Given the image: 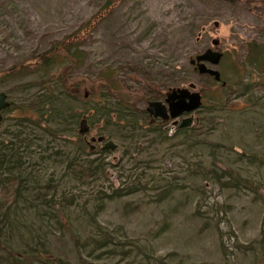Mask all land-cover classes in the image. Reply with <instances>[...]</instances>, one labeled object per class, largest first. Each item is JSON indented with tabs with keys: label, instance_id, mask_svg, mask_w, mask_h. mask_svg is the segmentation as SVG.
Listing matches in <instances>:
<instances>
[{
	"label": "rangeland",
	"instance_id": "obj_1",
	"mask_svg": "<svg viewBox=\"0 0 264 264\" xmlns=\"http://www.w3.org/2000/svg\"><path fill=\"white\" fill-rule=\"evenodd\" d=\"M107 1L0 0V69L49 49ZM263 17L264 3L123 0L73 59L1 82L15 106L4 113L0 141L22 114L61 125L54 138L42 132L43 121L32 127L42 139L23 158L21 193L5 218L0 254L42 247L71 264L79 256L91 264H264V89L240 96L235 84L240 73L264 83V72L242 65L248 41L264 44ZM213 39L223 53L213 67L232 84L222 106L192 112L181 134V117L155 120L159 135L146 133L135 111L127 116L139 127L135 136L120 131L127 121L117 122L100 101L138 111L190 83L202 104L222 94L190 64ZM83 118L88 130L79 133ZM78 134L84 149L73 143ZM99 135L117 148L103 150ZM87 158L97 160L92 177L68 168Z\"/></svg>",
	"mask_w": 264,
	"mask_h": 264
},
{
	"label": "trees",
	"instance_id": "obj_2",
	"mask_svg": "<svg viewBox=\"0 0 264 264\" xmlns=\"http://www.w3.org/2000/svg\"><path fill=\"white\" fill-rule=\"evenodd\" d=\"M122 1L123 0H108L102 6V8H100L94 15L88 18L83 25H81L71 34L67 35L61 41L56 42L49 49L33 55L28 60H21L17 64L11 65L5 69H0V83L8 79L19 78L36 72H43L44 74L49 73L60 65L62 59L74 57L77 49L91 35L98 24L103 19L108 17ZM226 1L230 3L243 2L249 7L253 6L254 4L264 3V0ZM247 46L248 51L242 65L245 67L246 65H250L256 70L264 72V44L251 40L248 41ZM222 71L224 70L222 69ZM207 76L216 83L215 85L217 90L223 93H218L219 95L213 98L214 100L212 103L202 104L197 112H211L214 109L216 110L219 105L222 106V97H224L225 91L229 90V88L232 86L231 83L223 80L222 78L221 82H217L213 79V77L209 75ZM222 82H225V84L223 85ZM235 84L238 88V95L240 96L248 95L251 91H253L255 87L264 89L263 82L245 81L243 80L241 73L240 75L238 74V77L235 80ZM72 97L77 98L78 92H72ZM100 103H103L102 107L104 108H108L109 106H111L110 108H108L109 111H116L117 122L124 123L127 121V124H122L119 126L120 131H124L127 134H130V136H135L139 127L137 126L136 122L128 120L127 118V116H133V112L135 111L143 116L146 133L151 132L161 135L160 125H162L164 121L160 120V125L155 124V120H152L151 116H149L145 111V108L136 111L133 106L125 104L123 101L119 100L117 101V103L115 102L116 108L114 110V106H112L111 102L100 101ZM14 106V103L10 101V106L4 110V113L8 110H12ZM21 107L22 106H18L19 112L24 113L26 110L25 108ZM72 116L77 119L78 114ZM4 119L5 117L3 116L2 121H4ZM14 120L15 123L11 125L13 130H9V128H6L4 130V133L7 138H4L6 140L0 141V235L7 226V224L5 223V218H7L8 213L10 214V209L13 203L21 193L20 184L22 183V179H24L23 158L26 157L29 147L33 144L37 145V141L42 139L40 137H37L38 134H35L33 128L42 127L39 123L43 121L45 123V126L42 128V132L46 133L49 136H52L51 138H54L57 135L56 133L58 131L60 132L59 127L61 125V122H58L56 120L53 122L50 118L40 120V116L34 117L33 115L26 114L16 116ZM190 129H195V127H191ZM187 130L188 129L177 128L176 132L181 134L187 132ZM73 143L81 149H84L85 147L84 140L80 137V134L77 135V140L73 141ZM46 149L47 147L45 148V150ZM96 161L97 160L95 159L89 158L80 161L71 160L69 161L68 168L73 169L77 174H79V177L85 176V178L88 179L92 177L95 174L94 171L97 170V168H93V165ZM43 188L45 191H47L45 193V195H47V193L50 192L49 189L51 188V186L50 184H45ZM57 204L62 205V201L57 202ZM75 243L78 244L76 240ZM102 245L103 244H101L100 247ZM49 256V252L45 251L42 247L33 248V250L31 251L18 250L15 247H8L5 255L0 254V264H2V262H6L5 264H71L61 258H50ZM78 261L79 264H91L81 256L78 257Z\"/></svg>",
	"mask_w": 264,
	"mask_h": 264
},
{
	"label": "water",
	"instance_id": "obj_3",
	"mask_svg": "<svg viewBox=\"0 0 264 264\" xmlns=\"http://www.w3.org/2000/svg\"><path fill=\"white\" fill-rule=\"evenodd\" d=\"M218 40H212V47L206 48L200 54H197L194 58L190 59V64L194 65L195 69L199 74H205L213 77L217 82H221V74L217 66L223 56V53L216 50ZM211 65L210 66H208ZM224 85L225 82H222ZM86 96V93H85ZM202 105V94L195 90V85L190 83L187 87H176L171 88L166 92L163 101L160 100H149L145 106V111L152 118H160L163 121L170 119H177L181 117L180 122L177 124V128H187L191 126L193 122L192 112L198 110ZM10 106V101L7 98V94L0 90V122L3 119L2 112L4 109ZM85 119H81L79 125V133L87 132ZM92 141L95 138H91ZM98 142H103L102 149H116L117 144L113 140L105 141L103 136L96 138Z\"/></svg>",
	"mask_w": 264,
	"mask_h": 264
},
{
	"label": "flooded vegetation",
	"instance_id": "obj_4",
	"mask_svg": "<svg viewBox=\"0 0 264 264\" xmlns=\"http://www.w3.org/2000/svg\"><path fill=\"white\" fill-rule=\"evenodd\" d=\"M193 68L195 69V67H194V65H193ZM165 95H166V93H165ZM165 98V97H164ZM8 108V107H7ZM6 108V109H7ZM5 110V109H4ZM4 110L3 111H1L2 112V116H4ZM152 118V117H151ZM152 120H161L160 118H152ZM161 121H163V120H161Z\"/></svg>",
	"mask_w": 264,
	"mask_h": 264
}]
</instances>
